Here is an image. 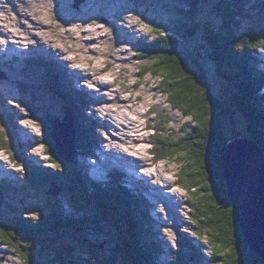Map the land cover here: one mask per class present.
I'll return each instance as SVG.
<instances>
[{
	"label": "rangeland",
	"instance_id": "374dc122",
	"mask_svg": "<svg viewBox=\"0 0 264 264\" xmlns=\"http://www.w3.org/2000/svg\"><path fill=\"white\" fill-rule=\"evenodd\" d=\"M93 1L96 2L95 5H93ZM257 1L251 0L253 3ZM74 3L75 0H0V54L2 55L0 56V73L6 76L5 79H0V181L6 179V185H13V187L8 188L9 191L6 192L2 188L1 192L5 202V205H3L19 208L17 211L21 212L6 208L3 210L9 212V217H12V213H14L16 215H26L28 219L35 221L39 216H49V212L53 208L52 203L54 205L56 204L55 201H58L61 204L62 211L69 216L75 218L91 215L102 217L103 221L96 224L100 228L98 232H92L94 225H89L84 227V229L79 227L76 230H66L58 234V238H61L59 245H71L77 249L76 255H79L83 260L90 258L83 250L84 248L77 246L75 241L83 243L93 241L95 244H99L97 246L98 254L100 256L106 255L108 251V257L116 250H120V240L126 236L124 228H120V230L113 229L122 214L121 212H119L117 220L116 212L113 214L112 210L107 206H102L93 200L84 201L78 195L75 198L81 204L80 209H75L73 206L69 208L65 205L67 204V199L66 195L62 194L63 191L61 189L55 195L48 193L52 187L48 186V182L38 183L39 187L36 188L38 190L36 192L37 198L36 195L30 194L29 191L21 190L23 185V189L25 187L28 188L25 177L26 166L30 168L35 166L49 168L53 172H56L57 169V172L63 176L68 171L64 166L60 168L53 164L52 153L51 157H48L45 153L49 146L45 148L42 145V133L38 122L39 120L41 121V116H46L47 112L51 113L48 104L52 106V115L55 116L52 117V121L56 118H62L61 114L56 115L60 110L59 106H56L57 104L54 103L45 88V86L53 82L50 76V74H53V70L51 68L47 70L37 60L55 61L58 64L54 63L55 65L60 69L62 67V73L70 74L66 81L73 88V98L78 94L82 95L84 100H87L86 110L85 107L77 105L73 107L75 116L72 114L74 120L77 114L79 117L83 116V119L81 118L82 121L88 125L86 130L89 134L90 131L93 132V135L92 133L90 135L93 138L92 140L97 142L96 149L90 153L93 160L89 162V160L85 159V171L93 175L94 169L98 167L96 170H100L104 174L108 172L106 168L103 170L104 164H106L107 167L114 168L115 172L117 170L123 172L125 176L133 171L140 172L137 173L139 175L137 177L140 179L139 183L147 186V188L143 187L142 191L147 193L150 198V204L154 205L153 212L151 211L152 217H158V223L155 230H153L156 235L155 239L160 244L159 247L163 249V254L157 258V264H165L171 260L172 255H175L172 252L178 251V244L183 246L181 241L184 235H187L191 243L182 250L180 255V258H183L182 262L185 264H212L209 261L211 247L208 240L204 237L199 239L190 222L192 213L187 206L189 193L182 190L178 185V182H180V175L178 174H181L183 165L177 157L170 161L161 160L157 162L151 155L153 150L151 141L154 142V139L157 138L150 128L155 125L154 117L152 116L154 111L169 116L172 122L170 128L174 129L176 137L181 136V128L186 125L191 127V120L179 111L171 109L166 103V97L160 94L158 86H156V78H153L150 74L144 76L139 74V71L147 62L138 61L136 58L139 53L137 51L138 42L154 37V29L150 27V22L167 24L169 21L173 22L178 19V12L174 13L173 10V0H83L78 2V5ZM105 5L106 8H103ZM211 6L212 3L210 1L207 7L200 8L203 12L201 13L198 10L201 15H198L196 20L201 23L207 22L205 14L211 10ZM76 7L78 8L76 9ZM175 7L185 9L183 5L177 4ZM257 7L258 9L253 8L248 16H245V19L241 21L240 28L243 33L249 30L256 32L259 29H264V11L259 12L261 7ZM145 10H148V12L145 13ZM203 17H205V20ZM82 19H85L82 22L83 25H88L89 22L98 24L101 30L107 33L108 40L106 42L105 40L89 41L86 38L79 40L78 36L80 33L75 24L65 27L61 23ZM217 24L219 23L217 22L215 26ZM70 27H72L70 34H66L67 29ZM85 28L94 29L95 27L86 26ZM39 39H41L40 43L42 44L32 46ZM51 41H55V44H51ZM200 43L201 37L190 41L182 40L181 54L184 56L187 52L193 54L195 50L203 51L202 48H198ZM87 47H98V50L89 52ZM50 48L53 50H50ZM38 51H44L47 54L39 52L35 58L32 53ZM105 52H108L109 55ZM102 54H104V57L101 56ZM24 55H30V57ZM256 55L258 68L264 73V48L258 50ZM91 57L96 60L89 64L88 59ZM69 59H75V61L72 63L69 62ZM125 62L129 63L126 65ZM33 63L35 64L34 66L31 65ZM187 64L191 68L189 61ZM87 69H90V71H87ZM99 69L104 71L99 72ZM206 72L212 93L216 97L223 95L227 88L225 81L220 79L216 70H213L210 66ZM88 73L92 74L93 79L100 78L111 83L112 87H99L87 81L89 79L83 77V75ZM97 74L100 75L97 76ZM114 79L116 80L114 81ZM229 88H232L231 84H229ZM117 96H119V101H126L123 103L128 107H132L130 111L122 108L119 112V115H125L129 119L136 121L134 126H136L138 131L129 134L131 140L125 139L123 134L126 129L121 126L122 122L119 118H116L117 123H119L116 124V129L111 127L110 124L114 122L107 118L104 110L97 107L94 102V100H98L104 107L108 106L112 116H114L113 112L116 111L118 106ZM218 99L222 101L221 98L218 97ZM67 101L69 102V100ZM75 103L73 102V104ZM28 106L31 110L36 111L35 116ZM66 106L69 107V105ZM9 113L10 117L8 118L7 115L9 116ZM88 119H91V121L88 122ZM89 123H92V125L90 126ZM96 126L103 129L101 131L97 130ZM226 126L231 127L229 124ZM18 131L20 135L22 133L23 138L31 139V136H33L35 141L23 143V141L16 138V132ZM26 132L29 134L27 135ZM171 134V136H174L173 132ZM224 136L227 141L228 137H230L228 130L224 132ZM121 142L128 146H131V144L135 146L134 153L127 151V155L123 156V158H129V161H124L122 165L119 163L120 156L111 152L115 145ZM51 143L52 141H49L50 145ZM121 148L124 149V146H121ZM77 160L78 157H75L73 162L70 165L68 164L70 166L68 177L71 180L74 179L72 167L75 166ZM27 161H31L33 164L29 166ZM147 164L149 166H145ZM141 176H143V179H141ZM147 176L149 179H147ZM127 183L132 184L130 180ZM54 188L52 187V189ZM132 189L136 191L139 188L136 186L132 187ZM143 192L142 195H139L147 199ZM154 192L160 193L169 203H163L160 200L161 197L155 195ZM114 204L117 203L115 202ZM109 205L111 206V204ZM160 210H163V218L168 219V221H164L161 218V215H159ZM152 217L150 216V218ZM184 231L187 232L185 233ZM119 233L123 236L120 239L117 236ZM15 242L18 247L24 245L22 246L24 252L29 254L30 257L37 256L39 252L42 253L36 259L38 262L45 264H54L51 256L54 255L53 253L56 250L60 249L56 247L54 251V248L46 246V243L43 247L36 242H33L36 243L33 245H30V242L26 244L25 240L17 238ZM53 244L50 243L51 246ZM194 247L200 248L198 251L206 259H204V262L196 259L191 260L192 255L196 253L192 249ZM33 249H35V252ZM176 263L179 264L177 261ZM0 264H24V262L16 249L0 242Z\"/></svg>",
	"mask_w": 264,
	"mask_h": 264
},
{
	"label": "trees",
	"instance_id": "16d2710c",
	"mask_svg": "<svg viewBox=\"0 0 264 264\" xmlns=\"http://www.w3.org/2000/svg\"><path fill=\"white\" fill-rule=\"evenodd\" d=\"M210 1L211 10L205 14L208 21L204 23L197 21V16L201 15L198 10L207 7ZM263 1L253 3L251 0H173V10L174 13L178 12V19L167 24L150 22V27L154 29V37L139 41L137 44L139 52L137 60L147 62L139 74L141 76L150 74L156 78V86L160 94L166 97V103L171 109L179 111L191 120V127L184 126L181 128V136L176 137L174 129L170 128L172 122L169 116L154 111L152 116L155 125L150 128L157 138L154 142L151 141L153 148L151 155L157 162L170 161L177 157L183 165L181 174H178L180 175L178 185L189 193L187 206L192 213L190 222L196 236L208 240L211 247L209 261L212 264H264L251 252L238 227L227 198L222 171V154L227 143L224 132L227 130L230 135L228 139L246 137L254 141L264 154V73L258 68L256 55L258 50L264 48V29L243 33L240 28L241 21L253 8L258 9L259 6L261 7L259 12L264 11ZM177 4L183 5L185 9L176 8ZM146 12L148 10H145ZM217 22L219 24L215 26ZM199 37L201 43L198 48H202L203 51L195 50L193 51L195 53L187 52L183 56L180 51L182 40H196ZM188 61L191 68L188 67ZM52 63L57 64L55 61ZM209 66L215 69L218 77L227 84L226 92L218 96L222 101L212 93L206 72ZM62 74L64 73L61 69H58L53 75L52 84L45 88L56 106H59L57 114L63 116L64 110L61 105L63 103L65 106L69 105L67 107L75 116L73 107L77 105L85 107V100L78 94L74 98V95H69L70 85L61 81L64 77ZM229 84L232 85L231 89ZM48 107L51 113L47 112L48 116H41V121H38L42 145L45 148L49 146L46 154L51 157L52 153L53 164L60 168L66 167L55 153L54 144H49L51 121L55 116L52 115V106L48 104ZM31 112L34 115L36 111ZM81 118L83 119V116L76 115L75 157L78 155L84 157L85 153H92L95 148L94 140L86 130L87 124ZM227 124L231 127L226 126ZM172 132L174 136H171ZM75 169L77 175L71 180L68 171L63 176L57 169L53 172L49 168L35 166L29 169L26 166L28 188L22 187L21 190L36 195L38 183L48 182L49 187L54 184L53 186L63 191L62 194L66 195L67 199L65 205L70 208L73 206L80 209L81 204L75 198L78 195L84 201L93 200L107 206L113 214L116 212L117 220L121 212L118 220L120 223L117 222L113 228L114 230L124 228L126 231L124 237L120 233L117 234L118 239L123 237L120 240V250H116L108 257V251L106 255L100 256L97 250L99 244L93 241L90 243L75 241L77 246L84 248L90 258L83 260L76 255L77 249L71 245H59L61 238H58V234L63 231H72L79 227L84 229L94 225L92 232H98L100 228L96 224L101 223L103 219L93 215L81 218L69 216L62 211L58 201H55L54 205L51 202L53 208L49 216H39L35 221L28 219L26 215L14 213L9 217V212L4 211V208L15 212L21 211L9 205L4 206L1 190L4 188L7 192L9 187H13L6 185L5 179L0 181V242L16 249L24 264L45 263L36 259L38 255H42L40 252L35 257L25 254L22 247L24 245L16 246V238L25 240L26 244L30 242V245L37 243L43 247L46 243V246L54 248V251L59 247L60 249L56 250L58 252L55 251L51 256L54 264H143V262L157 264V258L163 249L155 239L154 230L158 217H152V204L139 201L137 192L129 193L121 188V182H118L120 180L116 179V176H113L110 183L105 184L89 178L88 172L84 169V162L77 160ZM115 202L117 204H114ZM181 242L183 246L178 244V251L172 252L175 255L168 264H177L176 261L185 264L180 255L191 241L184 235ZM50 243L54 244L51 246ZM192 249L196 253L192 255L191 260L204 262L205 258L198 251L200 248ZM33 251L35 252V249Z\"/></svg>",
	"mask_w": 264,
	"mask_h": 264
},
{
	"label": "water",
	"instance_id": "95a60500",
	"mask_svg": "<svg viewBox=\"0 0 264 264\" xmlns=\"http://www.w3.org/2000/svg\"><path fill=\"white\" fill-rule=\"evenodd\" d=\"M82 1L75 0L74 4ZM3 78L5 75L0 73ZM63 110L62 118L52 121L50 140L55 153L70 165L74 159L75 120L68 108ZM222 171L238 227L251 252L264 263V154L246 137L228 139L222 154ZM59 191L54 188L48 193L55 195Z\"/></svg>",
	"mask_w": 264,
	"mask_h": 264
},
{
	"label": "bare ground",
	"instance_id": "6f19581e",
	"mask_svg": "<svg viewBox=\"0 0 264 264\" xmlns=\"http://www.w3.org/2000/svg\"><path fill=\"white\" fill-rule=\"evenodd\" d=\"M96 4V2L95 1H93V5H95ZM109 7V6H108ZM103 8H106V5H105V7L103 6ZM83 20H85V19H82V20H71V21H65V22H61V23H63L64 24V26L65 27H68V26H71V25H73V24H75L76 26H77V28H78V30H79V33H80V35L78 36V39L79 40H81L82 38H86L87 40H89V41H97V40H105V42L108 40V38H107V33H105V31H102L101 30V28L98 26V24H94V22H89V24L88 25H83L82 24V22H83ZM86 26H93V27H95L94 29H88V28H85ZM71 28L72 27H70V28H68L67 29V31H66V34H70V30H71ZM126 37V36H125ZM127 38V37H126ZM128 40V39H127ZM40 41H41V39H39L34 45H32V46H37V45H41L42 43H40ZM125 42V41H124ZM51 44H55V41H51ZM139 48V47H138ZM87 49L89 50V52H91V51H97L98 50V47H94V48H88L87 47ZM50 50H53L52 48H50ZM11 52V51H10ZM7 53H9V52H7ZM107 55H109V53L108 52H105ZM0 56H2L1 54H0ZM102 57H104V54H102L101 55ZM50 57V56H49ZM96 59L95 58H93V57H91V58H89L88 59V61H89V64H91V63H93L94 61H95ZM40 61H42V60H40ZM73 61H75V59H72V60H70L69 59V62H72L73 63ZM129 62H125V64L127 65ZM119 68V67H118ZM62 69V68H61ZM62 71V70H61ZM87 71H90V69H87ZM99 72H102V71H104L103 69H99L98 70ZM100 74H97V76H99ZM83 77H87V79H89V80H87V81H89V82H91V83H94V84H96V85H98L99 87H112V84L111 83H108V82H106V81H103V80H101L100 78H95V79H93V76H92V74H85V75H83ZM116 79H114V81H115ZM117 104H118V106H117V108H116V111L115 112H113L114 113V116H112V112H111V110H109V108H108V106H106V107H104L103 105H102V103L100 102V101H98V100H94V102L97 104V107H99V108H102L103 110H104V112L106 113V115L105 116H107V118H110L114 123H112V124H110V126L111 127H113V128H115L116 129V127H117V125L116 124H119V123H117V121H116V118H119V120L122 122L121 123V126L124 128V129H126V131H124V136H125V139H127V140H131L130 139V133H133V132H135V131H138L137 130V128H136V126H134V124L136 123V121L135 120H133V119H129L127 116H125V115H119V112H120V110L122 109V108H126V110L127 111H130V110H132V107H128V106H126L123 102H126V101H123V102H121V101H119V96H117ZM6 113H7V110H6ZM5 113V114H6ZM16 114V113H15ZM12 116V115H11ZM7 117L9 118L10 117V113H9V116L7 115ZM124 123V124H123ZM131 127H132V129H131ZM17 130V129H16ZM136 133V132H135ZM138 133V132H137ZM26 134L28 135L29 133L28 132H26ZM142 137H143V135H141ZM32 138L31 139H26V138H23L22 137V133H21V135H20V132L18 131V132H16V138L18 139V140H21V141H23V143H30V141H35V138L33 137V136H31ZM138 137V136H137ZM38 139V138H37ZM36 139V140H37ZM138 139V138H137ZM105 140V139H104ZM121 146H124V149L123 148H121ZM134 150H135V146H133L132 144H131V146H128V145H126L124 142H121V143H119V144H117V145H115V147L111 150V152L113 153V154H115V155H119L120 157H119V163L122 165L123 163H124V161H129V158H127V157H124L123 158V156L124 155H127V151H132L133 153H134ZM46 153V152H45ZM125 159V160H124ZM28 162V163H27ZM26 163L27 164H29V166H30V164H33L31 161H27ZM94 165H96V164H94ZM15 166V165H14ZM145 166H149L148 164L147 165H145ZM27 168H29L30 169V167H27ZM145 169V168H144ZM148 169V168H147ZM14 172V171H13ZM8 176V175H7ZM136 179L138 180V181H140V179L138 178V177H136ZM141 179H143V176H141ZM147 179H149L148 178V176H147ZM2 181V180H1ZM168 184V183H167ZM133 186V185H132ZM168 186H170L169 184H168ZM155 193V192H154ZM155 195H158L159 197H161L160 198V200L164 203V202H166V203H169L168 201H166L162 196H161V194L160 193H155ZM172 203V202H171ZM171 205V204H170ZM166 209H168V207H166ZM170 213V212H169ZM159 215H161V218H163V210H160V212H159ZM162 220V219H161ZM163 220L165 221L166 220V218H163ZM166 221H168V219L166 220ZM199 264H201V263H199Z\"/></svg>",
	"mask_w": 264,
	"mask_h": 264
},
{
	"label": "clouds",
	"instance_id": "9594fccd",
	"mask_svg": "<svg viewBox=\"0 0 264 264\" xmlns=\"http://www.w3.org/2000/svg\"><path fill=\"white\" fill-rule=\"evenodd\" d=\"M160 256H161V255H160ZM172 258H173V256H172ZM172 258H171V259H172ZM169 260H170V259H169ZM170 261H171V260H170ZM170 261H167L165 264H168V263H170Z\"/></svg>",
	"mask_w": 264,
	"mask_h": 264
}]
</instances>
